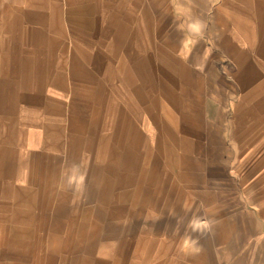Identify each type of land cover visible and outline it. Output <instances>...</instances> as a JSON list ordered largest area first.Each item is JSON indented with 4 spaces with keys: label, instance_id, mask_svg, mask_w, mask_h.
Returning <instances> with one entry per match:
<instances>
[{
    "label": "crops",
    "instance_id": "0c3cea01",
    "mask_svg": "<svg viewBox=\"0 0 264 264\" xmlns=\"http://www.w3.org/2000/svg\"><path fill=\"white\" fill-rule=\"evenodd\" d=\"M0 264H264V0H0Z\"/></svg>",
    "mask_w": 264,
    "mask_h": 264
},
{
    "label": "clouds",
    "instance_id": "9594fccd",
    "mask_svg": "<svg viewBox=\"0 0 264 264\" xmlns=\"http://www.w3.org/2000/svg\"><path fill=\"white\" fill-rule=\"evenodd\" d=\"M83 179H84V177L83 176H80L79 177V180H78V187L80 186V185H82V183H83ZM195 241H189V240H185L184 242H183V247L184 248H193V246L195 245ZM193 250L194 251H199V249L198 248H193Z\"/></svg>",
    "mask_w": 264,
    "mask_h": 264
}]
</instances>
